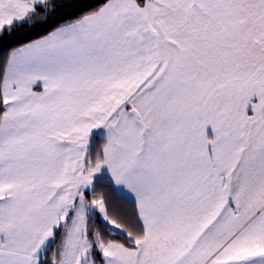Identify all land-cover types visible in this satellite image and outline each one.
Returning <instances> with one entry per match:
<instances>
[{
  "label": "snow or ice",
  "instance_id": "snow-or-ice-1",
  "mask_svg": "<svg viewBox=\"0 0 264 264\" xmlns=\"http://www.w3.org/2000/svg\"><path fill=\"white\" fill-rule=\"evenodd\" d=\"M68 2L0 0V264H264V0Z\"/></svg>",
  "mask_w": 264,
  "mask_h": 264
},
{
  "label": "trees",
  "instance_id": "trees-1",
  "mask_svg": "<svg viewBox=\"0 0 264 264\" xmlns=\"http://www.w3.org/2000/svg\"><path fill=\"white\" fill-rule=\"evenodd\" d=\"M77 0H69L63 7L56 10V22H59L60 18L63 16L75 14L78 10L74 7V4ZM89 2H94V0H89ZM39 27V26H36ZM38 34H43L42 32L38 33L35 28H30L28 25L24 27L17 28L16 32L13 34L15 39L12 41L0 40V56L5 54L11 47L16 46L18 43L26 42L30 39H34Z\"/></svg>",
  "mask_w": 264,
  "mask_h": 264
}]
</instances>
